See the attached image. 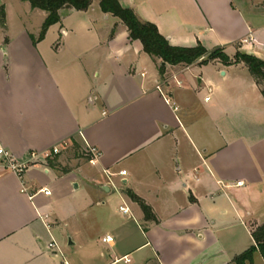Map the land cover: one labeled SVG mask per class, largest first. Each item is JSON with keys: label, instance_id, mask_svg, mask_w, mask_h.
Returning a JSON list of instances; mask_svg holds the SVG:
<instances>
[{"label": "crops", "instance_id": "0c3cea01", "mask_svg": "<svg viewBox=\"0 0 264 264\" xmlns=\"http://www.w3.org/2000/svg\"><path fill=\"white\" fill-rule=\"evenodd\" d=\"M99 1L61 9L38 41L47 13L0 0V148L61 147L21 177L0 158V264H231L264 223L260 87L243 63L162 66ZM118 2L171 46L264 61V0ZM112 195L129 211L117 221Z\"/></svg>", "mask_w": 264, "mask_h": 264}, {"label": "trees", "instance_id": "16d2710c", "mask_svg": "<svg viewBox=\"0 0 264 264\" xmlns=\"http://www.w3.org/2000/svg\"><path fill=\"white\" fill-rule=\"evenodd\" d=\"M28 2L32 9L45 11L47 16L41 26L37 40L44 38L47 29L59 22V11L61 9H74L76 11H85L89 8L94 0H21ZM99 7L103 13H110L117 17L127 28L129 38L138 40L143 52L152 58L159 59L169 65H191L199 61V64L206 65L210 62L218 60L224 65L243 63L256 84L260 87V92L264 97V88L261 83H264V61L245 53H236L231 60L222 49L207 51L204 47L198 44L191 48H182L171 46L168 41L158 32L156 26L149 22L140 21L131 9L120 6L118 0H100ZM5 19L4 9L0 7V23L3 25ZM35 42L36 39L32 38ZM163 67L160 68L162 70ZM128 196L136 202L146 220H152L151 210L132 193ZM251 236L254 245L235 256L231 264H252L253 255L258 252L264 259V223L252 229Z\"/></svg>", "mask_w": 264, "mask_h": 264}, {"label": "built area", "instance_id": "2783aa9c", "mask_svg": "<svg viewBox=\"0 0 264 264\" xmlns=\"http://www.w3.org/2000/svg\"><path fill=\"white\" fill-rule=\"evenodd\" d=\"M247 41L253 42L251 38L243 40L244 43ZM264 49V46H263ZM159 89V87H157ZM207 100V98L205 99ZM67 144L63 143L62 147L66 148ZM61 147L54 146L51 149L43 152H35V151H30L26 154L25 157L21 159H16L12 157L8 152L0 148V158L1 162L4 165L5 169H7L10 172H13L16 174L18 177H21L28 169H30L33 166H40L46 163L47 159L50 157H53L57 154L60 153ZM87 155L89 156L88 162L92 165H94L99 157V152L95 148H90L88 151H86ZM107 176L110 174L104 171ZM124 171H120L119 175L120 176H125ZM237 185H240L241 182H237ZM23 191V190H22ZM39 192L43 193L44 195L48 196L50 195V191L47 189H40ZM120 212L122 214H129V211L126 207L122 208L120 207ZM104 243H112L113 238L111 236H106L102 239ZM49 248L54 249L55 245L54 243L49 244Z\"/></svg>", "mask_w": 264, "mask_h": 264}, {"label": "rangeland", "instance_id": "374dc122", "mask_svg": "<svg viewBox=\"0 0 264 264\" xmlns=\"http://www.w3.org/2000/svg\"><path fill=\"white\" fill-rule=\"evenodd\" d=\"M58 43H60V41H58ZM261 86H262V88H264V83H261ZM67 147H69V149L71 147L74 148L73 145L70 144V143L67 144L66 148ZM72 148L70 149V151H68V153H69L70 156H73L74 155ZM79 152L82 155H84L85 157H87V153H86V151L83 148L79 149ZM53 158H54V156L48 158L46 162H48L49 160H52ZM119 205H122L119 196L118 195H112V196H110L108 198L107 205L105 206V209L108 211V213L110 215V218L112 220H114V221H117V220H119V219L122 218V215L120 214V212L118 210V206ZM89 217H90L89 215L83 214V216L79 215L78 219L81 222V221H86ZM252 264H256L255 263V260H254V255H253V262H252Z\"/></svg>", "mask_w": 264, "mask_h": 264}, {"label": "water", "instance_id": "95a60500", "mask_svg": "<svg viewBox=\"0 0 264 264\" xmlns=\"http://www.w3.org/2000/svg\"><path fill=\"white\" fill-rule=\"evenodd\" d=\"M164 64H165V63H164V62H162V66H164ZM75 187H76V185H75Z\"/></svg>", "mask_w": 264, "mask_h": 264}]
</instances>
